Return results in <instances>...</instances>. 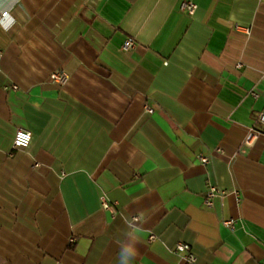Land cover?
I'll list each match as a JSON object with an SVG mask.
<instances>
[{"label": "crops", "instance_id": "obj_1", "mask_svg": "<svg viewBox=\"0 0 264 264\" xmlns=\"http://www.w3.org/2000/svg\"><path fill=\"white\" fill-rule=\"evenodd\" d=\"M0 12V264H183L176 242L197 264H264V0Z\"/></svg>", "mask_w": 264, "mask_h": 264}, {"label": "built area", "instance_id": "obj_2", "mask_svg": "<svg viewBox=\"0 0 264 264\" xmlns=\"http://www.w3.org/2000/svg\"><path fill=\"white\" fill-rule=\"evenodd\" d=\"M197 6L195 3L191 1H183L180 4V10L185 12L188 15H193ZM3 13L5 12H0V16H3ZM134 40L132 38H127L124 40V42L121 45V50L123 51H128L131 48L134 47ZM68 79V75L66 72L62 70H54L50 73L49 75V80L52 82H57L59 84H64ZM254 96L256 94L252 93ZM148 112H152L151 109L147 108ZM255 123L256 124H262L264 125V112H259L255 118ZM259 134V131L251 128L246 136L245 142L249 143L253 138H255ZM31 140V133L29 130L17 126L15 127L14 130V136L12 140V148L15 150L19 149H24L26 148ZM198 158L202 164H205L208 162V158L203 155H198ZM219 193V189L216 186L209 185L207 187V190L204 194L203 197V204L207 207H212L213 206V198ZM101 205L103 208L109 209L111 207L110 203L106 200L105 196H101L100 198ZM223 225L226 227L232 228L234 225V220L233 219H228V220H223ZM156 237L154 235H150L148 237L149 241H156ZM74 238L70 237L68 239V243L72 244L74 242ZM173 252L181 256L183 260V264H197L196 256L192 252L191 247L188 243L185 242H176L173 246Z\"/></svg>", "mask_w": 264, "mask_h": 264}, {"label": "clouds", "instance_id": "obj_3", "mask_svg": "<svg viewBox=\"0 0 264 264\" xmlns=\"http://www.w3.org/2000/svg\"><path fill=\"white\" fill-rule=\"evenodd\" d=\"M4 19L0 20V24H4L6 21L9 23L11 22V17L8 15L7 12L3 13ZM119 255V253H118Z\"/></svg>", "mask_w": 264, "mask_h": 264}]
</instances>
